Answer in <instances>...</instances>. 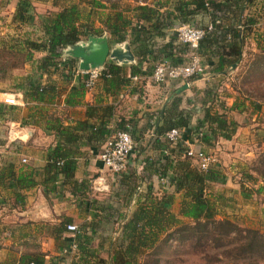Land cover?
<instances>
[{
    "label": "trees",
    "instance_id": "1",
    "mask_svg": "<svg viewBox=\"0 0 264 264\" xmlns=\"http://www.w3.org/2000/svg\"><path fill=\"white\" fill-rule=\"evenodd\" d=\"M249 1L171 0L169 8L157 2L153 5H136L133 19L116 12L101 16L97 19L98 25L94 26L92 18L87 20V13H84L78 3L71 0H51V7L54 9L37 16L42 39L27 41L26 44L33 50L44 51V55L37 60V67L40 71L48 72L59 63L63 70L72 71L75 59L68 56L62 58V49L86 39L89 35L107 34L110 44L126 41L136 60L129 66V74H126L125 66L107 60L98 78L116 91L127 84L130 76L148 75L152 64L160 58L172 64L186 60L189 49L175 42L173 29L177 25L189 23L205 27L210 23L212 30L201 38L195 52L205 67V75L221 78L228 69L235 68L240 63L245 39L249 33L252 34L254 25L264 22V19L242 14L241 10L245 9ZM25 2L19 0L13 19L28 20L23 8ZM96 7L104 6L97 0H90L88 8ZM201 17H206L205 23H202ZM165 35L167 40L158 45L157 41L162 40ZM258 44L257 42V46ZM261 51L259 46L257 54L245 69L247 75L263 69L264 52ZM143 62L148 64L145 70L142 69ZM66 74V71L63 72L65 78L69 77ZM198 78L200 75L191 76L186 83ZM76 82V85L70 87L65 104H71L73 96L81 95L83 86L79 79ZM48 89L50 87L45 88L38 84L31 87L36 100H42ZM191 90L196 94L197 102L194 105L197 108L194 105L187 106L188 98H185L182 105L181 93L174 94L156 111L152 123L146 126L149 136L146 142L158 152L165 149V153L161 155L164 161L157 166L156 172L159 178H165L168 192L158 196L146 192L135 202L133 210L119 213L122 222L121 237L114 245L113 253L107 256L108 264H157L160 245L169 242L187 243L203 260L202 264H214L222 258L232 262L246 260L243 264H255L256 261L264 259V230L242 226L232 219L219 216V209L226 205V199L220 193L207 192L209 184L223 183L225 180L219 164L215 162L201 170L191 157L184 155V146L180 140L169 144L164 137L167 130L177 128L182 131V138L190 141L197 129H204L200 142L204 147L210 148L213 141L229 140L235 133L239 123L229 112L239 105L232 103L212 109L211 102L217 97L212 86L207 85L202 89L191 87ZM257 103H253L256 109ZM111 110L110 105L100 108L86 105L85 118L76 120L73 124L62 125L56 119L47 121V129L50 128L56 133V141L47 154L45 169L52 170L53 174L60 173L63 180L72 178L75 159L82 154L83 148L90 149L105 139L108 132L105 126L110 119ZM194 110L198 111L200 117L191 124ZM90 118H96L97 121L90 122ZM125 124L129 126L128 131L134 143L133 151L139 153L145 146V130H136L127 120L120 123V128ZM58 161L60 164H57ZM250 168L255 175L264 179V150ZM123 177L129 180L130 173L123 174ZM32 185L34 181L28 179L23 186ZM136 186L127 193L136 189ZM174 193L180 194L175 212L170 209ZM127 199H130L129 194ZM61 224L64 228L65 222ZM88 240L85 233L75 238L74 251L79 254L70 264H102L105 261L96 256L97 248L90 249ZM20 262H24L23 258ZM27 262L31 260L28 259ZM32 263L40 264L41 260Z\"/></svg>",
    "mask_w": 264,
    "mask_h": 264
},
{
    "label": "crops",
    "instance_id": "2",
    "mask_svg": "<svg viewBox=\"0 0 264 264\" xmlns=\"http://www.w3.org/2000/svg\"><path fill=\"white\" fill-rule=\"evenodd\" d=\"M25 1L23 8L28 20L20 21L13 19L19 0H0V264H29L26 263L28 259L31 262L40 259V264H70L79 253L76 254L74 249H67L64 253L63 249L83 233L89 239L90 249L97 248L96 256L105 259L102 264H108L107 256L113 253L114 245L121 237L119 213L133 210L135 202L146 192L154 196L168 192L156 172L157 166L164 161L161 157L163 153L162 150H153L146 142L149 137L146 126L152 123L156 111L162 108L173 88L182 83L170 82L173 88L169 89V84L163 87L151 82L148 75H140L138 80L129 78L127 84L114 91L98 79L91 89L82 87L81 95L73 96L71 104H65V97L70 87L76 85L77 79L70 70L69 77L65 78L63 72L66 70L62 69L61 63L48 72L40 71L37 60L44 55V51L33 50L26 44L27 41L42 39L37 16L54 9L51 0ZM169 1L112 0V6L105 8L107 12L104 15L119 12L133 19L136 5H153L157 2L169 8ZM241 12L263 20L264 0H250ZM200 19L206 21V17ZM260 25L264 28L263 21L259 22ZM251 35L245 39L241 61L235 69L241 64L244 69L248 68L259 46L263 49L261 43L259 46L255 44ZM167 38L165 35L157 44L165 42ZM247 44L253 47L249 48ZM115 45L121 46L122 42L110 44L111 47ZM15 55L19 58L18 63ZM135 61L134 58L132 62L120 64L125 66L127 75L129 66ZM146 65L142 63L143 70ZM207 75L191 81L186 90H191V87L202 89L217 78ZM36 84L50 87L42 100H36L35 94H32L31 87ZM86 105L112 107L105 126L108 130L106 137L119 129L124 120L129 121L136 130H145L143 150L139 153L133 151L128 156L123 171V174H128L131 169L137 171V188L130 193H127L130 189L122 188L123 197L117 198V201L114 200L116 195L115 198L111 195L110 186L113 183L124 184L126 179L121 177L114 182L117 176L106 171L98 160L97 154L105 139L93 145L90 148L93 151L88 147L83 148L82 154L75 159L73 176L69 180H63L60 173L53 174L52 170L45 169L47 154L56 141V133L47 129V121L56 119L62 125L73 124L85 118ZM194 108L197 106L194 105ZM199 117L198 111L194 110L191 124ZM89 121L97 120L90 118ZM238 128L244 131L246 124H239L229 140L217 139L210 148L201 146L206 151H218L234 141L232 138L238 135ZM28 179H32L34 185L24 187ZM99 192H105L114 201L111 204H107L108 198L99 201ZM128 194L130 199L126 200ZM220 194L225 197L222 192ZM177 195L180 197L179 193H174V196ZM63 222L75 224L79 234L71 237V233L62 228ZM21 258L24 262H20Z\"/></svg>",
    "mask_w": 264,
    "mask_h": 264
},
{
    "label": "rangeland",
    "instance_id": "3",
    "mask_svg": "<svg viewBox=\"0 0 264 264\" xmlns=\"http://www.w3.org/2000/svg\"><path fill=\"white\" fill-rule=\"evenodd\" d=\"M76 1H78L79 5L81 3L80 8L82 7L84 13H87V20L89 17L92 18L94 26L98 25L97 19L104 16V13L107 12L105 8L112 6L113 3H111L112 0H97L104 7L90 9L88 8L90 0ZM205 22L203 21L202 23ZM251 37L254 39L255 44L257 42L263 44V49L261 50L264 51V28L262 25L259 26V22L254 25ZM248 43H251V41ZM247 47L252 48L253 45L247 44ZM62 58H64L63 54ZM18 59L15 55L16 63L19 62ZM74 66H76V61H74ZM241 66L242 64L237 69H228L223 77H217L209 84V86H212L216 90V96L218 97H216L214 102H211L212 109L221 105L236 103L239 107L229 112V115L239 124H246V130L241 131L238 128V135L232 138L234 141L220 148L218 151L214 150L211 152V150H207L214 155L216 163L219 164L222 173L225 175L223 183L209 184L207 192L210 194L222 192L225 195L226 205L223 209H219V216L232 219L242 226L264 230V179L255 175L250 168L253 162L256 161V157L264 150V103L261 101L264 100V67L263 69H259V71H253L250 75H247V71ZM68 70H66V75L69 76L70 71ZM168 86L169 89L173 88V84L170 82ZM186 89L179 92L181 93V104L183 105L185 98H188L189 103L187 106L191 107V105L197 102L195 98L196 94L192 90ZM253 103H257V109ZM238 110L241 111L237 112ZM128 173H130V179H126L124 184L117 185L113 183L110 186L111 195L114 198L116 195V199L112 197L109 199L105 192L103 194L99 192L98 197L101 199L99 201H105L108 198L109 202L107 204H111L114 200L117 201V198L123 197L120 191L122 188L127 190V188L134 187L138 173L133 169L128 170ZM115 177L114 182L121 177V179H124L123 172L115 174ZM107 194L109 193L107 192ZM179 198V195L173 196L170 202V209L173 212L177 208ZM157 254L159 257L157 264L203 263L199 255L192 251L185 242L161 244ZM243 263H246V260L241 261L239 259L232 262L222 258L214 264ZM255 264H264V259L256 261Z\"/></svg>",
    "mask_w": 264,
    "mask_h": 264
},
{
    "label": "built area",
    "instance_id": "4",
    "mask_svg": "<svg viewBox=\"0 0 264 264\" xmlns=\"http://www.w3.org/2000/svg\"><path fill=\"white\" fill-rule=\"evenodd\" d=\"M104 1V0H103ZM212 30V25L207 23L205 27H199L194 24H179L173 31L175 35V42L185 45L189 49L186 60L181 63L172 64L166 59L160 58L152 64L148 78L155 84L166 87L169 82L178 81L186 83V80L194 75L205 77L204 66L201 64L200 59L195 52L198 43L206 32ZM104 69L102 65L99 68L78 69L76 66L71 71L74 78L79 79L83 88L91 89ZM131 80H138V75L130 76ZM10 101V100H9ZM129 126L125 124L115 130L112 134L108 135L102 142L97 158L103 168L110 174H117L126 169L127 158L133 152L134 143L129 134ZM204 134V129H197L192 139L189 141L182 138V131L177 128H171L164 133L165 139L169 144H174L181 141L184 146V155L191 157L201 170L206 169L209 165L216 162L214 155L206 151L200 142V137ZM196 146V147H195ZM162 153L165 150L162 149ZM22 162L24 159L21 160ZM60 164V161L57 162ZM163 183H166L165 178H161ZM65 230L71 233V237L79 234V229L75 224H65ZM75 242L72 239L67 248L63 249L64 253L67 249H74ZM29 264H33L29 262Z\"/></svg>",
    "mask_w": 264,
    "mask_h": 264
},
{
    "label": "water",
    "instance_id": "5",
    "mask_svg": "<svg viewBox=\"0 0 264 264\" xmlns=\"http://www.w3.org/2000/svg\"><path fill=\"white\" fill-rule=\"evenodd\" d=\"M62 54L64 57L68 56L75 59L78 69L99 68L107 60L116 64H127L134 59L126 41L122 42L121 46L115 45L111 47L105 34L100 36L89 35L84 40L67 45L62 49ZM187 86V83H182L173 89L166 97L165 103L174 94H178Z\"/></svg>",
    "mask_w": 264,
    "mask_h": 264
}]
</instances>
